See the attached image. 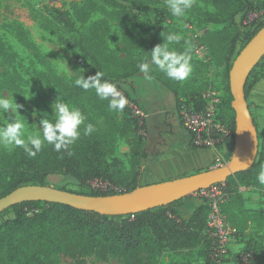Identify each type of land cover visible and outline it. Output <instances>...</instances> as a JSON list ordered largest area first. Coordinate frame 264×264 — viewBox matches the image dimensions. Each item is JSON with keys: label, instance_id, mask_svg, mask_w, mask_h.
<instances>
[{"label": "rangeland", "instance_id": "rangeland-1", "mask_svg": "<svg viewBox=\"0 0 264 264\" xmlns=\"http://www.w3.org/2000/svg\"><path fill=\"white\" fill-rule=\"evenodd\" d=\"M138 6L136 10H114L107 7L102 0H0V95L12 94L17 104L22 105L20 115L25 120L28 130L40 131V120L47 116L52 119L53 103L59 97L66 100L65 85H75V80L91 75L90 50L96 53L103 63L106 72L125 74L133 71L136 55H143L149 46L148 31L158 28V41L162 44L163 35L169 32L179 33L184 39L179 45L172 47L176 51L184 50V40L195 47L196 30H205L202 41L208 45L211 58L208 62H199L192 52V74L184 82L167 78L158 70H154L160 81L143 80L137 90L140 101L137 107L130 99L124 110L115 111L109 108V101L102 100L106 112H111L121 121L132 122L139 135L146 139L150 156H155L165 145L182 137L177 109L178 99L185 101L199 96L212 87L223 95L224 106L229 100L227 92V76L225 56L229 49L228 42L234 36L235 30L230 21L232 10L215 7L212 0H195L193 8L184 18H174L165 6V0H128ZM254 3L264 0H251ZM152 11V21L145 11ZM58 12H54V11ZM145 10V11H144ZM164 11L160 13L159 11ZM226 20L224 21V19ZM65 19V21H64ZM264 20V10L249 14V22ZM242 42V41H241ZM155 68V67H154ZM143 76L138 75L137 78ZM255 85L251 88L247 104L260 124V135L264 139V58L256 70ZM252 81H254L252 79ZM168 86H164L165 84ZM161 90H157L156 86ZM117 90L126 97L125 90L131 92L130 85L122 83ZM90 110L99 114L102 107L99 98L92 92L88 95ZM144 104V105H143ZM72 105V104H71ZM142 114L137 113V108ZM224 114L230 117L225 106ZM175 116H177L175 118ZM5 119H9L7 114ZM11 122V120H10ZM3 119L0 118V124ZM130 140H120L116 148V156L122 159L126 169H129L131 148ZM16 150V149H15ZM14 150V151H15ZM0 148V157L12 154ZM229 152H221L216 167H223L230 161ZM147 182L144 178L142 183ZM48 184L53 188L65 187L71 191H81L80 187L69 178L50 176ZM94 187L105 189V183L93 182ZM145 186V185H140ZM3 184L0 182V193ZM115 192L121 188L112 186ZM243 189V188H242ZM240 192L242 201L231 213L237 215L238 224L232 225L239 233L243 243L249 239L264 236V186H245L246 192ZM249 193V196H246ZM202 199L200 194L185 200L180 211L191 212ZM250 202V203H249ZM241 208L247 210L242 213ZM257 211L258 215L251 212ZM13 213L0 215V226L8 219H13ZM231 219V218H230ZM233 219H231L232 221ZM233 223V221H232ZM234 251V250H233ZM236 251V249H235ZM234 251V252H235ZM1 260L7 261L5 250ZM231 252L227 262L238 264L236 254ZM202 252L175 253L169 246L161 250L157 256V264H198L201 263ZM205 254H208L207 252ZM204 255V253L202 254ZM11 264V263H6ZM86 264H123L116 257L106 261L96 256L86 259Z\"/></svg>", "mask_w": 264, "mask_h": 264}, {"label": "trees", "instance_id": "trees-1", "mask_svg": "<svg viewBox=\"0 0 264 264\" xmlns=\"http://www.w3.org/2000/svg\"><path fill=\"white\" fill-rule=\"evenodd\" d=\"M102 1L107 7L114 10L139 9L137 5L128 0ZM212 1L217 8L232 10L229 17L235 30L234 36L228 42L229 49L225 56L227 92L229 93V100L225 106L230 117H226L224 114V99L220 110L221 120L226 122L231 130L227 140L230 148L227 155L229 160L232 157L235 138V112L232 108L233 98L229 86V73L240 51L264 26V20L249 22V14L263 11L264 2L254 3L251 0ZM159 12L163 13L164 11L160 10ZM144 14L152 21V11L147 9ZM157 35V27L148 31L149 46L145 48L143 55H136L134 67H132L134 70L132 72L125 71V74L106 72L102 59L89 50L88 55L92 64L90 76L100 72L103 74V80L114 83L117 88L125 83L130 85L131 91H133L132 81L138 75L145 76L139 72L138 63L142 60L150 61V52L154 47L160 45ZM152 67L154 69L155 66ZM257 68L258 65L247 79L246 100L251 88L258 80L256 78ZM147 75L161 83L154 70ZM63 89L67 93L66 100L81 109L87 116L86 123H92L95 126V131L89 136H82L75 145L70 146L68 152L58 153L53 150L52 146L45 145L43 151L38 153L35 158L28 157L23 149L19 148L10 155H1L0 182L3 184V189L0 199L23 186H50L48 178L54 175L72 179L81 191L75 192L67 190L65 187L57 189L86 196L123 194L140 186L141 176L150 156L146 139L138 134L135 127H131L133 126L132 122H128L126 119L119 121L110 111L106 112V105L102 100L99 99L102 112L99 114L92 112L89 107L88 95L91 92L95 94L94 89L85 92L75 85H65ZM125 94V98L129 100L128 91H125ZM130 100L138 105L136 98ZM186 102L193 103L200 108L202 96L190 98ZM181 103L179 98L175 115H179ZM251 115L259 138L256 162L251 169L238 173L224 182L229 200L222 205L221 210L233 226L238 224L235 220L239 217L231 212L242 201L241 189L245 186H258L256 176L259 169L264 166V139L262 140L260 135V124L257 117L252 113ZM180 124L185 129L181 120ZM124 139L130 140L128 142L131 148L128 161L129 169H126L124 161L116 156L117 144ZM189 146L192 149L197 148L192 142L191 135ZM216 149L223 152V144H218ZM93 182L107 185L103 190L94 187ZM112 186L120 187L121 191L115 192ZM193 196H188L165 207L148 210L134 216L121 217H104L94 212H84L62 204L21 203L1 214L5 215L11 212L14 218L8 219L0 226V264H86V259L91 256H96L102 261L116 257L123 264H157L156 258L160 256L161 250L166 246H169L175 253L202 252L204 255L201 254V263L198 264H215L211 258V242L206 228L209 214L206 200L204 198L199 200L198 205L187 214L179 210L182 203ZM241 210L246 214L247 210L245 211L244 208ZM251 214L258 215L257 211H253ZM230 218L233 219V223ZM3 250L8 257L7 261L1 260ZM244 251L253 254V264H264V236L249 239L244 243ZM206 252L208 254H205Z\"/></svg>", "mask_w": 264, "mask_h": 264}, {"label": "water", "instance_id": "water-1", "mask_svg": "<svg viewBox=\"0 0 264 264\" xmlns=\"http://www.w3.org/2000/svg\"><path fill=\"white\" fill-rule=\"evenodd\" d=\"M263 58L264 26L240 51L229 73L232 108L235 112V138L232 157L227 165L109 196H86L50 186H23L0 199V215L24 202H46L67 205L104 217L134 216L168 206L251 169L258 156L259 138L245 97V86L250 73Z\"/></svg>", "mask_w": 264, "mask_h": 264}, {"label": "clouds", "instance_id": "clouds-1", "mask_svg": "<svg viewBox=\"0 0 264 264\" xmlns=\"http://www.w3.org/2000/svg\"><path fill=\"white\" fill-rule=\"evenodd\" d=\"M195 0H165V6L174 18H184L193 8ZM184 39L181 34L169 32L163 35V43L154 47L150 52V61L142 60L137 67L145 78L153 70L165 74L167 78L184 82L190 78L192 68V52L194 46L190 41L184 40V50L176 51L172 46L179 45ZM152 66H155L153 69ZM264 85V81H261ZM75 86L82 88L85 92L94 89L100 100L109 101V108L115 111H123L127 105V99L117 90L114 83L103 80V74L98 72L87 79L84 76L75 80ZM22 105L16 103L14 96L0 95V148L7 151L23 149L30 158H35L43 151L45 145L52 146L53 150L68 152L70 146L75 145L82 136H89L95 131V126L87 121V116L79 109L64 102L59 97L53 103L52 119L45 115L40 120V131H29L25 120L20 115ZM9 119H5V115ZM11 120V122H10ZM256 179L259 185L264 186V166H262Z\"/></svg>", "mask_w": 264, "mask_h": 264}, {"label": "built area", "instance_id": "built-area-1", "mask_svg": "<svg viewBox=\"0 0 264 264\" xmlns=\"http://www.w3.org/2000/svg\"><path fill=\"white\" fill-rule=\"evenodd\" d=\"M190 29L196 31L197 40L194 47L196 60L208 62L210 60V51L208 46L202 41L205 30H196L193 27H190ZM181 102L179 108L180 120L191 135L195 147L216 149L218 144H223L224 148L228 147L227 140L231 130L229 125L220 118V110L223 103V95L221 93L210 87L202 94V105L200 108L193 103H187L183 99H181ZM136 106L139 107L138 105ZM137 113H141L138 108ZM141 114L142 116L144 115L143 113ZM198 194L206 200L209 206L206 228L211 242V258L214 263L229 264L227 258L236 249L234 253L238 264H253V254L244 251V243L238 231L222 213V205L229 200L225 183L202 190Z\"/></svg>", "mask_w": 264, "mask_h": 264}, {"label": "crops", "instance_id": "crops-1", "mask_svg": "<svg viewBox=\"0 0 264 264\" xmlns=\"http://www.w3.org/2000/svg\"><path fill=\"white\" fill-rule=\"evenodd\" d=\"M143 80H150L149 82H152L151 78L143 76L132 81L134 86L133 91L125 90L133 94V98H136L138 102L141 101L140 92L137 90V87L139 84H142L141 82H144ZM155 86L158 88L157 85ZM157 90L160 89L158 88ZM189 140L190 134L186 129H183L180 139L167 143L165 148L157 153V156H149L145 170L141 176L140 185H151L175 180L216 167L221 152L210 148L192 149L189 146ZM222 151L224 153L230 152V148L225 147ZM144 178L147 182L142 183ZM243 191L246 192L247 190L243 188ZM248 194L246 196H249Z\"/></svg>", "mask_w": 264, "mask_h": 264}]
</instances>
